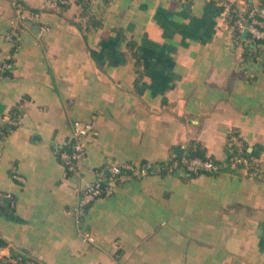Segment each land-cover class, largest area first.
<instances>
[{
    "label": "crops",
    "instance_id": "1",
    "mask_svg": "<svg viewBox=\"0 0 264 264\" xmlns=\"http://www.w3.org/2000/svg\"><path fill=\"white\" fill-rule=\"evenodd\" d=\"M22 1L39 17L21 31L12 68L0 78V129L20 112L0 138V191L11 193L17 218L3 214L10 202L0 201L6 251L44 264H264L259 44L236 39L208 0H81L86 10L77 0L58 8ZM11 16L10 1L0 0V57ZM117 30L138 46L139 65ZM73 120L95 122L87 169L163 163L191 141L223 162L236 131L254 171L131 179L79 217L91 245L68 213L77 179L58 156Z\"/></svg>",
    "mask_w": 264,
    "mask_h": 264
},
{
    "label": "built area",
    "instance_id": "2",
    "mask_svg": "<svg viewBox=\"0 0 264 264\" xmlns=\"http://www.w3.org/2000/svg\"><path fill=\"white\" fill-rule=\"evenodd\" d=\"M12 16L8 27L3 31L2 37L8 49L0 57V78L12 68L15 53L18 50L20 33L30 28V22L39 17L37 10L27 11L22 0H9ZM73 0H45L44 8L65 7ZM219 10L225 24L231 29L233 36L240 39L244 30L245 38L259 44L264 50V3H253L251 0H208ZM45 27L44 29H47ZM260 50V49H259ZM3 120V119H2ZM8 125L15 126L16 119L7 118ZM95 134L94 121L73 120L70 123L67 148H61L58 156L65 170L77 179V199L68 213L74 217L82 241L94 245L95 237L85 229L80 228L79 217L93 201L102 197L111 196L115 190L127 181L144 177L153 173L169 174H209L216 175L223 167H240L248 173H253L254 166L247 157L246 146L241 136L236 131H230L227 135L229 154L227 163L217 164L210 158L199 157L174 159L161 167H153L149 163L136 161H112L98 168H86V146ZM5 132L0 129V138ZM87 173L92 175L88 180ZM12 177L21 182L24 178L16 173ZM8 200L13 204V197L9 192L0 191V201ZM0 264H44L21 253L6 251V247L0 243Z\"/></svg>",
    "mask_w": 264,
    "mask_h": 264
},
{
    "label": "trees",
    "instance_id": "3",
    "mask_svg": "<svg viewBox=\"0 0 264 264\" xmlns=\"http://www.w3.org/2000/svg\"><path fill=\"white\" fill-rule=\"evenodd\" d=\"M77 1H81V0H77ZM82 2V1H81ZM86 1H83L82 2V8L83 10H86ZM117 35H118V38L120 40H126V43H127V48L129 50V53L132 55V57L135 59V64L136 65H139L140 63V56H139V52H138V46L136 45V43L131 40V39H126V37L124 36V34L120 31V30H117ZM17 117L20 116V112L17 111V114H16ZM16 116H13L14 119H16ZM16 126V125H15ZM15 126H4L2 127L3 131L6 133H8L9 131H11L12 129L15 128ZM63 148H67V145L64 146ZM181 157H186V158H193V157H199L201 159H206V158H210L213 162L217 163V164H222V163H227V158L223 161V162H218V161H215L213 160L211 157L209 156H206L205 154V150H204V147L201 145V143L199 142H196V141H191L189 142L182 150V153L181 154H173L172 157L167 160L166 162H163V163H156V164H151L152 165V168L155 167H161L162 165H164L165 163H168L169 161H172L174 159H177V160H180ZM247 157L250 159V155L247 154ZM228 167V166H227ZM227 167H223L222 170L226 171L228 170ZM236 168H240V167H236ZM163 173V172H162ZM70 174V173H69ZM184 175L186 176H196V175H191V174H187V173H184ZM200 175V174H198ZM209 175V174H207ZM185 176V177H186ZM11 203H7L2 209L1 211L3 212V214H5L7 217L11 218V219H17L15 214H14V211H13V207H11L10 205Z\"/></svg>",
    "mask_w": 264,
    "mask_h": 264
},
{
    "label": "water",
    "instance_id": "4",
    "mask_svg": "<svg viewBox=\"0 0 264 264\" xmlns=\"http://www.w3.org/2000/svg\"><path fill=\"white\" fill-rule=\"evenodd\" d=\"M245 35H246V30H244L243 33H242V36H245ZM174 152L176 154H181L182 153V149L180 147H175L174 148Z\"/></svg>",
    "mask_w": 264,
    "mask_h": 264
}]
</instances>
